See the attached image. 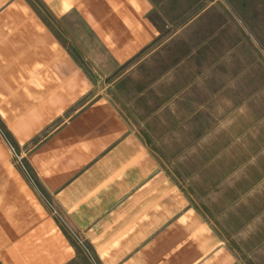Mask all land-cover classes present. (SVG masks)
I'll return each instance as SVG.
<instances>
[{
    "label": "crops",
    "instance_id": "1",
    "mask_svg": "<svg viewBox=\"0 0 264 264\" xmlns=\"http://www.w3.org/2000/svg\"><path fill=\"white\" fill-rule=\"evenodd\" d=\"M142 2L0 0V264H248L170 168L182 139L101 89L156 37Z\"/></svg>",
    "mask_w": 264,
    "mask_h": 264
},
{
    "label": "rangeland",
    "instance_id": "2",
    "mask_svg": "<svg viewBox=\"0 0 264 264\" xmlns=\"http://www.w3.org/2000/svg\"><path fill=\"white\" fill-rule=\"evenodd\" d=\"M142 3L156 37L101 65V89L138 131L182 139L166 147L179 183L248 264H264V0ZM177 122L182 136L166 130Z\"/></svg>",
    "mask_w": 264,
    "mask_h": 264
},
{
    "label": "built area",
    "instance_id": "3",
    "mask_svg": "<svg viewBox=\"0 0 264 264\" xmlns=\"http://www.w3.org/2000/svg\"><path fill=\"white\" fill-rule=\"evenodd\" d=\"M10 149H11L12 153L14 154V156L17 157L18 161L22 163L23 157L18 152L16 146L14 144H10Z\"/></svg>",
    "mask_w": 264,
    "mask_h": 264
}]
</instances>
